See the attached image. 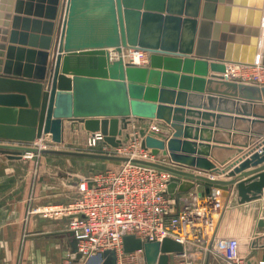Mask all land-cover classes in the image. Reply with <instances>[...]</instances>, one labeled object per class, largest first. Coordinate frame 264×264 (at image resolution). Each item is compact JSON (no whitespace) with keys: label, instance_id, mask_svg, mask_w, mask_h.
<instances>
[{"label":"water","instance_id":"water-1","mask_svg":"<svg viewBox=\"0 0 264 264\" xmlns=\"http://www.w3.org/2000/svg\"><path fill=\"white\" fill-rule=\"evenodd\" d=\"M217 2L204 0L196 40L202 0H42L36 4L39 11L35 17H32L33 0L26 3L24 0H0V82L17 88L0 93V100L12 104L0 105V151L17 158L32 151L131 162L166 170L172 174L168 185L172 196L188 192L196 185H205L203 194L209 193L212 187H233L240 204L261 199L264 195V165L250 172H255L253 177L241 179L250 174L243 171L250 164L263 162L264 147L234 167L229 175L239 173L238 177L229 180L215 177L216 173H224L228 168H221L206 157L210 155L212 145L180 139L184 129L180 114L184 109L176 107V115H171V107L156 103L158 88L144 84L147 79L159 82L161 75L176 84L182 77L189 83L194 79L202 86L207 81L221 84L226 87L222 92L224 95L237 96L240 100H261L264 82H248L231 76L229 64L264 67V49L260 56L258 39L264 25V0L257 3L236 1L244 6L255 5L257 11L253 22L256 26L254 37L246 41L249 43H236L235 46L220 40L218 32L212 34L207 29L212 25L219 27L222 21L232 19L244 23L246 20L216 17ZM245 10V7L238 8V11ZM31 23L37 28L32 33L28 29ZM7 34H10L9 44L6 43ZM28 37H31L30 47H25ZM124 48L144 51L149 65L126 61L122 55ZM15 52L27 53L32 60L25 64L15 62ZM209 69L215 74L208 78ZM165 91L162 89V96ZM170 93L175 94L173 90ZM211 96L208 98L212 102L214 97ZM224 99L227 101L222 97ZM243 107L247 106L243 104ZM203 115L204 118L210 116L208 113ZM215 117L218 121L222 117L241 118L250 120L253 125L260 122V119L231 115L218 114ZM154 118L172 127V135L150 130V121ZM258 118L264 117L259 115ZM66 120L72 124L82 123L91 133L100 132L103 142L111 147L128 145L132 140L129 125L138 120L142 122L139 129L142 147L150 149L154 156L162 150L173 165L110 152L32 145L47 134H51L56 143H64ZM202 124L212 126L215 122L204 121ZM186 134L188 137L191 133L187 130ZM228 135L231 137L233 133ZM194 138L197 139L198 135ZM222 143L228 144V141ZM198 145L201 147L199 151L196 149ZM196 151L198 155H194ZM227 161L220 160L219 163L224 165ZM258 226L264 227V218H259ZM257 242L254 240L253 245L256 246ZM138 249L144 251L146 264H171V253L182 252L184 245L171 237L146 241L134 235L124 237L126 253ZM73 252L75 260L82 261L77 241ZM84 263L118 264L117 253L112 249L99 252Z\"/></svg>","mask_w":264,"mask_h":264},{"label":"crops","instance_id":"crops-1","mask_svg":"<svg viewBox=\"0 0 264 264\" xmlns=\"http://www.w3.org/2000/svg\"><path fill=\"white\" fill-rule=\"evenodd\" d=\"M41 1L33 0L32 17H35V14L39 11L36 4ZM220 1L218 0L214 10L216 17L245 19L246 21L244 23L232 19L222 21L219 27L212 25L207 30L212 34L218 32L220 40L226 41L228 44L233 43L234 46L236 43H249L246 41L251 40L255 35L256 26L253 25V22L256 19L257 8L255 5L250 4L246 6L240 5L236 1L257 3L258 0ZM24 2L26 3L27 0H24ZM45 5L47 6L48 3L46 2ZM203 6L204 0H202L200 15L198 16L199 25L196 40L198 39V32L200 30ZM242 7H245L246 10L244 12L238 11V8L242 9ZM23 12H27L25 5ZM34 27V23L29 25L28 29L30 33H32V30L37 31V28ZM43 28L44 25L40 26L38 34L42 35ZM263 30L264 25H262V31L258 36L260 40V56H262L264 49ZM9 36L10 34L6 36V43L8 44ZM224 36L225 38H223ZM30 41L31 37H28L27 44L24 46L30 47ZM220 47L221 45H219V49ZM3 59H6V56ZM31 60L27 53H14L15 62L19 61L25 64ZM35 60H37V57H35ZM125 60L127 61V59ZM140 64L149 65V61L147 60ZM249 67L250 72L248 77L237 76L236 78L248 82H264V67ZM22 70L24 71V68ZM209 73L208 78L212 74H215L211 69H209ZM182 74L180 72V75ZM192 75L195 77V74ZM144 84L158 88L156 103H163L171 107V115H176V107L184 109V112L180 114L183 116L181 125L184 127L180 139L212 145L210 155L206 157L219 167L228 168L224 173H216L215 177L225 180L238 177L239 173L232 176L229 175L234 167L239 166L242 161L250 159L254 153L264 147V118H258L259 115L264 117L263 93H261V100H257L256 102H252L249 99L240 100L237 96L224 95L222 92L226 87L218 83L210 84L207 81L202 86L194 79L189 83L186 79L179 77L175 84V82L169 79L165 80L163 75L160 76L159 82H149L147 79ZM16 89L11 84L0 82V93ZM162 89L166 90L163 96ZM172 90L175 92L173 95L170 93ZM210 95L214 97L212 102L208 98ZM222 97L226 98L227 101L225 99L222 100ZM243 104L247 107L244 108ZM0 105L9 106L12 104L0 100ZM203 113H208L210 116L204 118ZM218 114L260 119V122L253 125L250 120L246 121L241 118L230 119L228 117H222L218 121L215 117ZM204 121L206 123L215 122V125H204L202 124ZM163 123V120L154 118V120L150 121V130L154 129V126H157L160 133L165 131L171 136L174 129L169 125H163ZM141 127L142 122L133 120L129 125L131 135L135 131H139ZM202 129H205V131H202ZM187 130L191 133L188 137H186ZM228 133H233V135L230 137ZM234 133L236 134L234 135ZM91 134V132L83 127L82 123L72 124L70 121H65V142H81L82 137L87 138ZM197 135L198 138L195 139L194 137ZM201 136L204 137V140L201 139ZM157 137L160 138L161 136L157 135ZM223 141H228V144L222 143ZM82 146L86 147L84 143ZM239 148L242 149L241 152L237 151ZM196 149L199 151L201 147L198 145ZM198 154L197 151L194 152V155ZM65 156L68 155L45 153L41 169L33 170V162L28 164L29 161L25 162L24 157H12L11 154L0 151V264H79L75 260V257L71 255L76 239L67 227L70 215H60L56 211H53L50 215L44 213L46 207L66 205L74 201L77 196V184L84 175L79 176L77 179L75 178L77 174L74 172L72 165L62 166V161L66 160ZM154 158L157 161L173 165L169 156L162 154V150ZM220 160L228 161L224 165H221L219 163ZM55 162L59 163L55 165ZM262 165H264V160L257 165L250 164L243 171L250 173ZM63 168L66 169L65 172ZM187 170L201 173L193 168H187ZM254 175L255 172L250 173L241 180L249 179ZM205 187V185H196L193 189L204 190ZM220 189L225 208L219 221L218 235L225 237L234 236L235 230L233 227H240V230L237 229V231L244 233L243 236L248 239V242H244L242 245L241 250L250 256L253 263H257L259 260L264 259V227L258 226L259 218H264V195L261 199L240 204L236 190L233 187ZM175 197L181 196L177 193ZM32 207H39V213L29 212ZM179 207L180 203L175 204V209ZM254 240L258 241L256 246L253 245ZM65 259H70V262L68 260L65 261Z\"/></svg>","mask_w":264,"mask_h":264},{"label":"built area","instance_id":"built-area-1","mask_svg":"<svg viewBox=\"0 0 264 264\" xmlns=\"http://www.w3.org/2000/svg\"><path fill=\"white\" fill-rule=\"evenodd\" d=\"M141 56V62L147 61L144 51ZM229 66L231 76L248 77L249 66L235 63ZM154 129L159 131L157 126ZM47 135L36 139L32 145L47 148L42 142ZM102 141L100 132L92 133L88 137V146L96 147ZM121 148H129L132 152L123 155L155 160L151 150L142 147L139 131L134 132L128 145L110 146L114 151H109L120 154ZM34 155L35 152L28 151L22 156L32 158ZM171 178L172 174L166 170L121 162L95 175L83 176L77 184L74 201L48 206L44 213L50 215L56 211L60 215H70L67 227L77 241V251L82 254L83 262L99 252L112 249L117 253L118 264H146L142 249L130 253L124 251V237L134 235L144 241L171 237L181 242L184 250L171 253V264H187L186 259L191 256L189 250L197 242H206L204 248L207 252L210 247L206 241L208 238L218 241L217 259L210 264H264V259L252 262L250 256L241 250L239 237H217L215 228L225 208L219 187H212L204 194L201 193L204 190L195 188L189 191L190 196L175 197L168 192ZM178 203L180 207L175 209ZM71 255L76 257L74 252Z\"/></svg>","mask_w":264,"mask_h":264},{"label":"rangeland","instance_id":"rangeland-1","mask_svg":"<svg viewBox=\"0 0 264 264\" xmlns=\"http://www.w3.org/2000/svg\"><path fill=\"white\" fill-rule=\"evenodd\" d=\"M128 61H134L133 58H128ZM83 139H81V142H65L64 143H56L55 141H53L52 136L51 135H47L46 137H44L42 139L43 145H45L47 148H60V149H69V150H91V149H97L99 151L104 152L103 150L109 151V150H113L114 149H110L109 146H107L106 144L102 142H100L96 147H90L88 146V137H82ZM39 140V138L37 139ZM86 146L83 147L82 145ZM36 146H39V144H36ZM110 152V151H109ZM120 154H132L131 150H129V148H121V151L119 152ZM45 153H39V152H35V155L32 158H24L25 162H28V164L30 162H33V170L36 169H41V165L43 164V157H44ZM23 155V154H22ZM23 157V156H22ZM64 161H62V166H67V165H72L74 172L77 174V176H75V178H79V176H92L95 175L96 173L103 171L105 169L111 168V167H116L118 165L121 164V161H114V160H107V159H98V158H88V157H79V156H65ZM70 161V162H68ZM59 162H55V165H57ZM29 167V166H28ZM64 172L66 171L65 168H63ZM194 190V189H193ZM189 192V191H188ZM188 192H180L179 195L183 198V197H187L190 196V194ZM39 207H32L30 209L29 212L33 213V212H38ZM220 221V220H219ZM218 227H219V222L217 224V229L216 230V235L217 237H225V236H221L218 235ZM227 227V226H226ZM229 228V227H227ZM232 228V227H231ZM235 232H234V236L239 237L241 240L242 245L244 244V242H248L247 238L245 236H243L244 233L237 231L240 230L238 226H234L233 227ZM211 234V233H210ZM231 236V235H230ZM258 236V235H256ZM255 236V237H256ZM206 241L209 242V250H205L204 248V244H206V242L204 244L197 242V244L192 245L190 248V254L191 256L189 258L186 259V263L187 264H210L216 261L217 256L215 255V251L217 250V240L212 239H206ZM200 247H202L200 249ZM216 249V250H215ZM212 250V251H211ZM202 251V253H201ZM70 262V259H65V261ZM79 264H85L83 261H80Z\"/></svg>","mask_w":264,"mask_h":264},{"label":"bare ground","instance_id":"bare-ground-1","mask_svg":"<svg viewBox=\"0 0 264 264\" xmlns=\"http://www.w3.org/2000/svg\"><path fill=\"white\" fill-rule=\"evenodd\" d=\"M126 48H124V50H123V53H122V55L124 56V58L125 59H128V58H133L134 59V62H136V63H141V61H142V56H141V54H142V50H133V49H128V50H125ZM258 70V69H257ZM256 70V71H257ZM249 72L250 71H248L246 74H248L249 75ZM230 73H231V71H230ZM225 196V195H224ZM223 197V196H222Z\"/></svg>","mask_w":264,"mask_h":264}]
</instances>
